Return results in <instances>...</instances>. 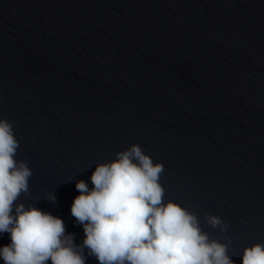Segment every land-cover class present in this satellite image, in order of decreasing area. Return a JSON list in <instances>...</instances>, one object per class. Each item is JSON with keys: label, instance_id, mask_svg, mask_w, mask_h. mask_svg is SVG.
I'll use <instances>...</instances> for the list:
<instances>
[{"label": "water", "instance_id": "obj_1", "mask_svg": "<svg viewBox=\"0 0 264 264\" xmlns=\"http://www.w3.org/2000/svg\"><path fill=\"white\" fill-rule=\"evenodd\" d=\"M0 119L32 170L15 203L76 244V183L133 144L234 264L264 244V0H0Z\"/></svg>", "mask_w": 264, "mask_h": 264}, {"label": "clouds", "instance_id": "obj_2", "mask_svg": "<svg viewBox=\"0 0 264 264\" xmlns=\"http://www.w3.org/2000/svg\"><path fill=\"white\" fill-rule=\"evenodd\" d=\"M19 143L13 124L0 119V234L10 244L0 247L4 264H85L87 255L99 264H234L228 244L210 239L195 213L164 200L159 183L162 163H153L138 144L98 164L90 179L80 180L71 215L83 226L85 238L74 243L62 219L34 206L15 202L29 191L32 170L15 159ZM50 201L55 202L51 194ZM212 228L226 232L228 224L207 216ZM242 264H264V244L245 247Z\"/></svg>", "mask_w": 264, "mask_h": 264}]
</instances>
